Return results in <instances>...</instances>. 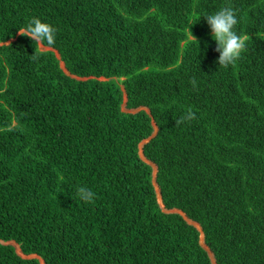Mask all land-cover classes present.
Segmentation results:
<instances>
[{"label": "trees", "instance_id": "trees-1", "mask_svg": "<svg viewBox=\"0 0 264 264\" xmlns=\"http://www.w3.org/2000/svg\"><path fill=\"white\" fill-rule=\"evenodd\" d=\"M0 264H264V0H0Z\"/></svg>", "mask_w": 264, "mask_h": 264}, {"label": "clouds", "instance_id": "clouds-1", "mask_svg": "<svg viewBox=\"0 0 264 264\" xmlns=\"http://www.w3.org/2000/svg\"><path fill=\"white\" fill-rule=\"evenodd\" d=\"M204 17L210 26L212 38L216 42L215 51L219 53L218 65L223 68L234 66L242 58V54L247 50V42L251 39L250 35L246 33L238 34L235 30L239 23L236 10L229 4L222 6L214 13L206 14ZM57 32L58 29L55 26L42 22L40 18L33 17L24 27L18 30V35L29 38L40 50H44L45 48L50 49L56 43ZM189 33L190 39L198 42L190 30ZM38 58L39 55L36 53L31 56L34 61ZM189 83L193 88L197 87L195 77ZM196 119V113L189 108L175 120V124L180 126L185 122H191ZM77 194L86 203H92L96 198V193L86 185L79 186Z\"/></svg>", "mask_w": 264, "mask_h": 264}, {"label": "water", "instance_id": "water-1", "mask_svg": "<svg viewBox=\"0 0 264 264\" xmlns=\"http://www.w3.org/2000/svg\"><path fill=\"white\" fill-rule=\"evenodd\" d=\"M49 50H51V49H49V48H45V49L42 50V51H49ZM56 53H57V56L60 58L59 53H58V52H56ZM61 67L65 70V65H64V64H62ZM158 191H159V189H158ZM160 202L162 203V201H160ZM18 253L21 254V251H20L19 246H18ZM22 256H23V255H22ZM36 257H37V256H29V257H24V258L32 259V258H36Z\"/></svg>", "mask_w": 264, "mask_h": 264}, {"label": "rangeland", "instance_id": "rangeland-1", "mask_svg": "<svg viewBox=\"0 0 264 264\" xmlns=\"http://www.w3.org/2000/svg\"><path fill=\"white\" fill-rule=\"evenodd\" d=\"M43 260H41V262H42Z\"/></svg>", "mask_w": 264, "mask_h": 264}]
</instances>
